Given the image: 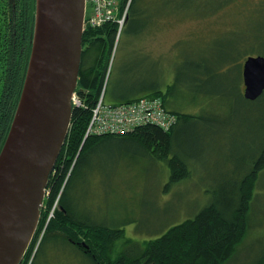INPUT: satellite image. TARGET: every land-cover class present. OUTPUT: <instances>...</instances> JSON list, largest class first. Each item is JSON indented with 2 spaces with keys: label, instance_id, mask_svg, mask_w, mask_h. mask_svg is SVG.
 Segmentation results:
<instances>
[{
  "label": "rangeland",
  "instance_id": "1",
  "mask_svg": "<svg viewBox=\"0 0 264 264\" xmlns=\"http://www.w3.org/2000/svg\"><path fill=\"white\" fill-rule=\"evenodd\" d=\"M205 1L204 8L195 10L194 0H142L141 16L119 28L106 102L117 103L114 94L140 97L153 86L165 91L177 82L171 100L196 118L174 133L175 151L191 174L170 188L166 161L136 143L103 142L81 163L70 198L82 219L124 230L114 256L125 251V239L142 244L194 218L213 202L221 185L243 177L264 140V99L248 102L242 96L247 57L239 60V71L227 68L203 77L200 86L192 80L184 85L195 77L187 61L219 68L245 52L264 53V0H237L222 9L219 0ZM241 42L234 50L233 43ZM249 222L245 240L227 264H255L264 256V170ZM55 237L47 235L36 264H93L73 244Z\"/></svg>",
  "mask_w": 264,
  "mask_h": 264
},
{
  "label": "trees",
  "instance_id": "2",
  "mask_svg": "<svg viewBox=\"0 0 264 264\" xmlns=\"http://www.w3.org/2000/svg\"><path fill=\"white\" fill-rule=\"evenodd\" d=\"M141 1H130L125 23L132 17L136 19L141 16L140 14L143 13V10L140 11ZM219 1V7L222 9L237 0ZM1 2L6 8L7 0H1ZM19 2L22 3L19 11L25 4L28 11L30 8V20L26 25V37L30 41L25 42L22 57H20L21 55L14 56V64L20 71L18 86L8 94L2 93V91L0 93V113L2 115L0 118V153L5 145L22 96L32 55L33 34L35 33L37 1L20 0ZM128 2L129 0L120 1L119 20L123 18ZM207 4L205 0H194L193 7L195 10H199ZM119 28V24L114 22L98 29L86 28L84 31L77 90L86 107H73L69 135L50 175L40 221L21 264H36L42 243L50 233H54L57 240L73 244L93 264H227L249 231L250 213L256 186L259 175L264 170V140L260 143L258 155L250 161V168L244 169L243 177L221 185L219 191L215 193L213 202L198 212L194 218L173 225L162 236L144 241L142 244H135L132 240L125 239V251L116 256L113 253L117 242L125 238L124 230L96 225L89 220L82 219L75 210L74 203L70 198V190L80 165L88 153L106 141L136 143L149 154L166 161L170 169V180L166 188L189 178L191 174L186 160L175 151L174 133L180 125H187L196 116L180 112L179 108H176L175 102L171 100L175 94L177 82L169 85L165 91L153 86L144 90L145 94L140 97L114 94V99L118 101L115 104H127L145 97L161 98L165 107L178 117L177 124L170 131L166 132L159 127L147 125L138 128L133 133L121 136H86L92 108L105 87L109 61ZM234 44L236 45L233 46L235 50L238 46H242L243 42ZM227 48H229L226 49L229 50L227 53L229 54L231 48ZM19 50L20 47H18ZM259 55L264 56V53L253 55L245 52L236 60L219 68H212L199 60L187 61L184 64L194 66L192 71L195 77L189 78V81H186L184 85L187 86L193 81L200 86L205 83L203 77L215 76L227 68L229 70L233 67L239 71L241 69L240 59ZM9 66L12 69L13 66ZM263 99L264 94L254 102H261ZM52 211L53 216H51ZM255 264H264V256Z\"/></svg>",
  "mask_w": 264,
  "mask_h": 264
},
{
  "label": "water",
  "instance_id": "3",
  "mask_svg": "<svg viewBox=\"0 0 264 264\" xmlns=\"http://www.w3.org/2000/svg\"><path fill=\"white\" fill-rule=\"evenodd\" d=\"M32 55L0 153V264H21L50 175L68 138L83 52L86 0H36ZM120 30V29H119ZM243 96L264 94V56L243 64Z\"/></svg>",
  "mask_w": 264,
  "mask_h": 264
},
{
  "label": "built area",
  "instance_id": "4",
  "mask_svg": "<svg viewBox=\"0 0 264 264\" xmlns=\"http://www.w3.org/2000/svg\"><path fill=\"white\" fill-rule=\"evenodd\" d=\"M121 0H86V15L84 29H98L108 23L117 22L121 27L124 23L129 3L126 7L123 19H118ZM109 77L105 81V87L94 107L87 129L86 136H121L133 133L140 127L152 125L168 132L178 122L176 114L168 110L159 97L140 98L127 104H112L105 100L106 87ZM73 107H86L76 92L72 98Z\"/></svg>",
  "mask_w": 264,
  "mask_h": 264
},
{
  "label": "flooded vegetation",
  "instance_id": "5",
  "mask_svg": "<svg viewBox=\"0 0 264 264\" xmlns=\"http://www.w3.org/2000/svg\"><path fill=\"white\" fill-rule=\"evenodd\" d=\"M19 1L7 0L5 8L3 2L0 0V93L2 91V93L5 92L8 94L18 86L20 71H18L17 65L14 64V56L21 55L20 57H22L25 42L28 43L30 41L26 37V25L30 20V8L28 11L25 4L26 7L24 6L19 11L18 9L22 5ZM33 41L34 34L32 44ZM18 47H20L19 51ZM9 65L13 66L12 69H10ZM0 118H2V115Z\"/></svg>",
  "mask_w": 264,
  "mask_h": 264
},
{
  "label": "bare ground",
  "instance_id": "6",
  "mask_svg": "<svg viewBox=\"0 0 264 264\" xmlns=\"http://www.w3.org/2000/svg\"><path fill=\"white\" fill-rule=\"evenodd\" d=\"M43 207V206H42ZM40 221V220H39Z\"/></svg>",
  "mask_w": 264,
  "mask_h": 264
}]
</instances>
